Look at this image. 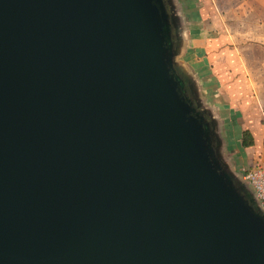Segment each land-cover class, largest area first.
Instances as JSON below:
<instances>
[{"label": "water", "instance_id": "water-1", "mask_svg": "<svg viewBox=\"0 0 264 264\" xmlns=\"http://www.w3.org/2000/svg\"><path fill=\"white\" fill-rule=\"evenodd\" d=\"M176 24L163 0H0V264H264Z\"/></svg>", "mask_w": 264, "mask_h": 264}, {"label": "crops", "instance_id": "crops-1", "mask_svg": "<svg viewBox=\"0 0 264 264\" xmlns=\"http://www.w3.org/2000/svg\"><path fill=\"white\" fill-rule=\"evenodd\" d=\"M169 1L167 0V4L172 9ZM206 1L208 0H194V6L189 4L188 0H180L179 6L175 0L170 2H174L175 7L187 15L197 10L203 11ZM238 1L241 2L237 5L234 0L232 3L234 2V7L241 8L237 10L241 15V39L234 38L236 42L231 39L228 41L221 33L222 25L213 21L208 26L202 18L203 22L200 21V24L203 25L183 26V45L187 50L182 54L183 64H190L191 69H195L199 76L197 84L200 90L196 92V106L213 122L219 146L218 154L234 176L237 169L234 171L233 167L237 168V164L231 160V156L240 157L246 153L248 156L240 158V164L245 166L249 162L247 169L264 164V0ZM212 3L214 7H211V11H218L220 7L217 1L215 3V0H212ZM234 11L236 12L235 9ZM192 28L197 29L194 31L195 36L187 34ZM226 42L232 44L219 52L216 46ZM214 50L218 52L216 60L211 59V55H215ZM230 55L237 58L240 70H236L232 65ZM244 131L249 132L253 139V145L250 147L241 145ZM239 178L241 179V176Z\"/></svg>", "mask_w": 264, "mask_h": 264}, {"label": "rangeland", "instance_id": "rangeland-1", "mask_svg": "<svg viewBox=\"0 0 264 264\" xmlns=\"http://www.w3.org/2000/svg\"><path fill=\"white\" fill-rule=\"evenodd\" d=\"M170 1H169V4L172 5V7H171L172 9H171V11H169L170 13L168 11H167V13L171 18L173 17L176 20V23H177L176 24V33H177V36L179 39V47H178V50L176 53V57L174 59V63L180 69V71L190 80L189 84L191 85V87L194 91V95H191V96L195 97V99H196V98H198L197 97L198 95L196 92L200 90V86L197 84L199 76L195 73V69H193V70L191 69L190 64L188 66H186L185 64H183L184 62H182V60H183L182 54H183L184 50L185 51L187 50L183 45L184 40H185L184 27L183 26H186V27L193 26L194 27V25L196 26V24L201 23L200 21H202V18H203L204 22L206 21V23H208V26H210L214 21V22L218 23V25L219 24H220V26L222 25L223 30L221 33L225 39H227L228 41H231V40L235 41L234 38H236V39L242 38V32H241L242 27H241V23L239 20V16L241 17V15H239V11H237L239 9L241 10V8L234 7V4H233L234 2L232 3V0H215V3L217 1L220 9L218 11H216L214 9V12H212L211 7H214V3H212V0H208V1H206L207 4L203 5V8H202L203 11L199 12L197 10V11L190 12L187 15H185L186 13L185 14L182 13V11H180L179 8L177 9V7H175L174 2H170ZM184 1H186V0H184ZM193 1L194 0H188V3L192 4L194 6ZM234 1H235L236 5L241 2L238 0H234ZM175 3L179 6L180 0H175ZM200 7H202L201 2H200ZM234 9L236 10L237 13L234 11ZM213 14H215V15H213ZM222 14H224V15H222ZM200 25H203V24H200ZM227 26L229 28H227ZM213 27H214V24H213ZM195 30H197V29L192 28V30H189V32L187 34H189L190 36H195V33H194ZM215 35L217 37V32H215ZM219 36H220V34H219ZM229 39H231V40H229ZM231 44H228V42H226L220 46H218L216 44L217 45L216 47L219 48V52H220L223 48H226V47L230 46ZM211 52H213V51H211ZM211 52H210V54H211ZM214 53H215V55H211L212 60L213 59L216 60L218 58L217 57L218 52L216 50H214ZM230 57H231V63H232V65H234L235 69L240 70L241 67H240L239 62L237 61V58H234L231 55H230ZM212 63H213V61H212ZM258 146L259 145H257V147ZM247 153H249V152H247ZM243 156H244V158H246L248 155H246V153H244V155H242L240 157H236L234 155V158H233V156H231L232 157L231 160H234V163L237 164V168L233 167L234 171L237 169L235 171L236 177L233 175V173H230V171L228 170L229 173L236 179L239 187L242 190H244L245 187L242 183V180L239 177L243 174L244 170H246L247 167L250 165L248 162L245 164V166H241L240 158H242ZM263 159H264V157H263ZM224 166L226 168H228V166H226L225 164H224Z\"/></svg>", "mask_w": 264, "mask_h": 264}, {"label": "built area", "instance_id": "built-area-1", "mask_svg": "<svg viewBox=\"0 0 264 264\" xmlns=\"http://www.w3.org/2000/svg\"><path fill=\"white\" fill-rule=\"evenodd\" d=\"M241 180L255 207L264 216V164L244 170Z\"/></svg>", "mask_w": 264, "mask_h": 264}, {"label": "trees", "instance_id": "trees-1", "mask_svg": "<svg viewBox=\"0 0 264 264\" xmlns=\"http://www.w3.org/2000/svg\"><path fill=\"white\" fill-rule=\"evenodd\" d=\"M242 147H250L253 145V139L249 132L244 131L242 133V140H241Z\"/></svg>", "mask_w": 264, "mask_h": 264}, {"label": "flooded vegetation", "instance_id": "flooded-vegetation-1", "mask_svg": "<svg viewBox=\"0 0 264 264\" xmlns=\"http://www.w3.org/2000/svg\"><path fill=\"white\" fill-rule=\"evenodd\" d=\"M164 2H165V4H166V10L169 12V11H171V9H170V7H169V5L167 4V0H163ZM170 13V12H169ZM184 82V81H183ZM188 84H185L184 86H185V88H187V89H189V87L187 86ZM187 86V87H186ZM190 95H194V92H193V90H192V93L190 94ZM193 98V106H196L197 104H196V99H195V97H192Z\"/></svg>", "mask_w": 264, "mask_h": 264}]
</instances>
